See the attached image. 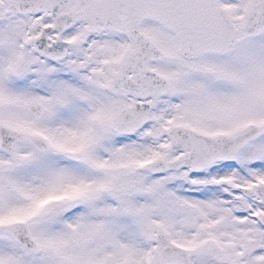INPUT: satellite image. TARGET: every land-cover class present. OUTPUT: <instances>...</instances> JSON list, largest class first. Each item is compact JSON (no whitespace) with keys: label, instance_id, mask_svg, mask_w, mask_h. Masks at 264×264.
Listing matches in <instances>:
<instances>
[{"label":"snow or ice","instance_id":"obj_1","mask_svg":"<svg viewBox=\"0 0 264 264\" xmlns=\"http://www.w3.org/2000/svg\"><path fill=\"white\" fill-rule=\"evenodd\" d=\"M0 264H264V0H0Z\"/></svg>","mask_w":264,"mask_h":264}]
</instances>
